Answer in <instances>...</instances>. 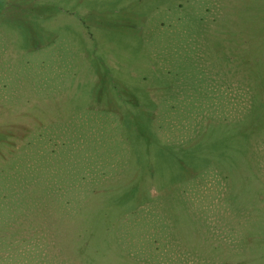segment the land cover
I'll list each match as a JSON object with an SVG mask.
<instances>
[{
    "label": "rangeland",
    "instance_id": "rangeland-1",
    "mask_svg": "<svg viewBox=\"0 0 264 264\" xmlns=\"http://www.w3.org/2000/svg\"><path fill=\"white\" fill-rule=\"evenodd\" d=\"M0 264H264V0H0Z\"/></svg>",
    "mask_w": 264,
    "mask_h": 264
},
{
    "label": "trees",
    "instance_id": "trees-1",
    "mask_svg": "<svg viewBox=\"0 0 264 264\" xmlns=\"http://www.w3.org/2000/svg\"><path fill=\"white\" fill-rule=\"evenodd\" d=\"M24 215H26L25 213H24ZM40 216V217H39ZM39 216H38V218L40 219V222H39V226H37V228H35V230H33V235H34V238H36L38 235H40V236H42V234H44L45 236H48L49 237V235L48 234H46L44 231H43V228L42 227H47L46 225H45V223H46V221H45V217H44V215H43V212H39ZM26 217L27 218H29V216L28 215H26ZM65 220H66V218H65ZM49 234H50V231H49ZM81 234V232H80V230H76L75 231V234L73 235V236H71V237H78V236H81L80 235ZM71 239V242L73 241V240H75V239H73V238H67V240H70ZM62 240H65V239H63L62 238ZM86 241V240H85ZM84 241V242H85ZM84 242H81L82 244H84ZM53 245H56V246H58V248H59V246H60V244L57 242V244L55 243V244H53ZM52 245V246H53ZM61 245H63V244H61ZM38 246V245H37ZM74 247V246H73ZM83 249V245H80L79 246V250L81 251ZM64 252V251H63ZM122 252V250L121 249H119V252L118 253H121ZM73 253L76 255V253H78V251H76V252H74L73 251ZM122 256H124V255H126L125 253H123L122 252Z\"/></svg>",
    "mask_w": 264,
    "mask_h": 264
}]
</instances>
